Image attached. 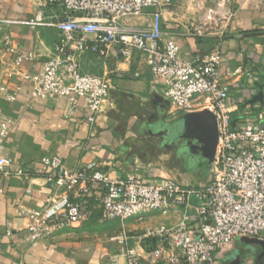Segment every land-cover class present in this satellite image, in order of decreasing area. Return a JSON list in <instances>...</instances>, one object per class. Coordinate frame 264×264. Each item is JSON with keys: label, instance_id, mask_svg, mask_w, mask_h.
<instances>
[{"label": "crops", "instance_id": "obj_1", "mask_svg": "<svg viewBox=\"0 0 264 264\" xmlns=\"http://www.w3.org/2000/svg\"><path fill=\"white\" fill-rule=\"evenodd\" d=\"M39 2L0 0V39L7 36L15 50L32 53L31 59L16 63V55L0 45V113L12 121L3 151L11 157V167L33 170L43 156L56 154L71 169L96 161L112 178L135 173L148 181L206 182L209 166L187 164L177 155V144L160 140L159 131L178 122L184 113L167 116L169 106L152 84L146 63L139 64L138 54L130 59H123L116 50L104 56L91 50L82 54L84 72L106 75L111 81L109 95L93 122L86 119L89 111L82 98H78L72 116L66 117L65 97L34 96L31 83L22 74L39 70L51 56L58 36L50 26L26 23L38 10L46 17L58 12V7L39 6ZM156 10L148 7L124 24L133 29L148 26ZM161 24L174 36L184 58L199 59L214 48L222 51L220 69L223 74L231 73L226 79L232 116L242 114L245 103L259 90L264 98V0H172L161 11ZM239 66L245 71L234 74ZM134 72H138L137 77L132 76ZM249 74L256 76L253 83ZM7 93L14 94V99H7ZM262 104L259 111H264V100ZM178 134V130L173 131V135ZM48 194L40 176L28 179L0 174V264H111L112 258L117 264H126L117 236L124 231L150 249L157 241L144 238V233L160 225L173 226L183 215L181 208H175L168 213L151 211L138 218L99 222L98 202L93 198L92 218L53 238L27 242L23 237L25 218L18 210L41 206ZM91 231H95L92 238ZM234 253L240 264H253L257 257L264 261V245L235 239L217 250L215 264H224Z\"/></svg>", "mask_w": 264, "mask_h": 264}, {"label": "built area", "instance_id": "obj_2", "mask_svg": "<svg viewBox=\"0 0 264 264\" xmlns=\"http://www.w3.org/2000/svg\"><path fill=\"white\" fill-rule=\"evenodd\" d=\"M39 1V6H56L58 12L46 17L38 10L26 23L50 26L58 36L39 70L22 74L36 98L65 97L66 117L72 116L82 98L89 111L86 119L93 122L109 95L111 81L106 75L84 72L82 54L91 50L104 56L116 50L123 59L138 54L148 66L152 84L167 101V116L206 109L214 116L217 139L208 178L198 185L171 179L148 181L135 173L112 178L96 161L71 169L56 154L43 156L33 170L13 169L11 157L3 151L12 121L0 113V174L40 176L49 189L44 204L18 210L25 218L24 240L50 239L92 218L93 198L98 202L99 222L183 210L175 225H160L144 233V238L157 241L150 249L124 231L117 236L126 264H215L217 250L235 239L264 240V115L259 111L263 104L247 102L242 114L232 116L226 79L231 73L220 69L222 51L214 48L199 59L181 55L180 45L161 24V11L172 0ZM148 7L157 8L148 26L133 29L124 24ZM9 43L7 36L0 39V45L16 55V63L32 58L31 52L15 50ZM244 71L239 66L233 73ZM248 78L251 83L256 80L253 74ZM6 97L12 100L14 94ZM255 111L256 116L248 117ZM111 264H117L114 258Z\"/></svg>", "mask_w": 264, "mask_h": 264}, {"label": "flooded vegetation", "instance_id": "obj_3", "mask_svg": "<svg viewBox=\"0 0 264 264\" xmlns=\"http://www.w3.org/2000/svg\"><path fill=\"white\" fill-rule=\"evenodd\" d=\"M181 123V120H179L171 126L165 125L164 130L162 129L163 131H159L161 134L160 140L166 143L167 139H169L167 144L172 146L177 144L176 149L178 150L176 153L181 159H184L187 164L193 163L202 168L208 167V158H206L203 149L201 148L203 146L202 141H199L196 137L193 138V132L191 130H185ZM174 130H178V137L173 135ZM236 256V253L230 254L225 258L224 264H240L237 263ZM253 264H264V261H261L260 257H257Z\"/></svg>", "mask_w": 264, "mask_h": 264}, {"label": "water", "instance_id": "obj_4", "mask_svg": "<svg viewBox=\"0 0 264 264\" xmlns=\"http://www.w3.org/2000/svg\"><path fill=\"white\" fill-rule=\"evenodd\" d=\"M258 87H261L260 84H257ZM263 92L259 90L249 101L248 103L253 104L255 102L263 103ZM167 103V101H165ZM181 125L185 130H191L193 132V138H198L199 141H202L203 152L210 161L213 157L216 145V127L214 116L208 110H199L193 112L184 113L180 118ZM246 242H257L264 245V240H256L254 238L242 237Z\"/></svg>", "mask_w": 264, "mask_h": 264}, {"label": "rangeland", "instance_id": "obj_5", "mask_svg": "<svg viewBox=\"0 0 264 264\" xmlns=\"http://www.w3.org/2000/svg\"><path fill=\"white\" fill-rule=\"evenodd\" d=\"M135 55V54H134ZM137 56V60H138V62H139V64L141 63V64H144L143 63V61H144V59L142 58V57H140V56H138V55H136ZM181 112H179L177 115H179ZM262 114L264 115V111L262 110ZM254 116H256V111L255 112H253V114H251V115H248V117H254ZM175 117V116H174ZM173 118V117H172ZM97 224V223H96ZM93 226L95 227V228H98L99 227V225H95V223L93 224ZM105 227H108L107 225L105 226ZM94 234H95V231H91L90 232V237L92 238L93 236H94ZM95 238V237H94ZM113 240V239H112ZM121 249V248H120ZM250 250V249H249ZM249 250H245V251H247V252H249ZM250 253H252L251 251H250ZM253 255V254H252ZM248 256H250V255H248Z\"/></svg>", "mask_w": 264, "mask_h": 264}]
</instances>
